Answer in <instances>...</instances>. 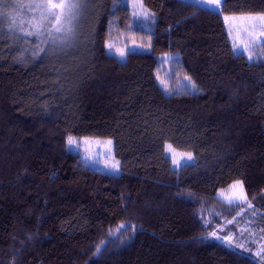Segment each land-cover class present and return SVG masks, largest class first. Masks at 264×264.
I'll return each mask as SVG.
<instances>
[{
    "label": "trees",
    "instance_id": "1",
    "mask_svg": "<svg viewBox=\"0 0 264 264\" xmlns=\"http://www.w3.org/2000/svg\"><path fill=\"white\" fill-rule=\"evenodd\" d=\"M121 1L39 45L0 0V264H264V45L236 53L225 23L264 0H140L145 24ZM70 136L111 138L119 171ZM235 180L246 201L221 200Z\"/></svg>",
    "mask_w": 264,
    "mask_h": 264
},
{
    "label": "rangeland",
    "instance_id": "2",
    "mask_svg": "<svg viewBox=\"0 0 264 264\" xmlns=\"http://www.w3.org/2000/svg\"><path fill=\"white\" fill-rule=\"evenodd\" d=\"M123 1L121 2L129 6L130 13L132 12V24H145L146 13L140 3V0ZM190 1L196 2V0ZM53 2L61 3L63 2V0H53ZM47 3L48 0H9V3L7 4L9 6L7 9L10 10L11 15L13 12V15L16 17L15 21L20 26L19 28H21L22 32H24L26 35L28 32L34 33V35L32 36L35 37V39L39 42V45H61L69 40L74 33L67 38H65V34L63 32L54 33V35L57 36L58 39L55 42L52 41V37L49 36V32L51 30H54V27L56 25L55 17L48 15L47 7L43 9L36 7L37 4L47 5ZM213 3L214 0H203V4H198L211 5ZM54 11L57 14L60 13L59 9H56ZM261 15H264V13H239L227 15L225 17L226 28L233 50L236 53H244L245 56L250 60L260 56L261 48L264 45V35H262V33H264V21H260L258 19V17H260ZM80 22L81 18L79 14L78 18L75 21V24L79 25ZM64 27L66 28L68 27V25L65 24ZM37 31H39V35L35 34L37 33ZM122 43L123 41L120 38L110 39L109 44H107V48L109 47V45H111V48L117 50H110L108 52L116 53L119 51V49L123 50V46L119 47V45ZM128 48L136 49L137 46L136 44H129ZM237 50H239V52H237ZM70 137L74 140V143H68V146L72 150L78 152L87 164L98 167L102 171L111 174L117 173L119 171L120 163L118 169L112 168V165L116 162H119V160L114 156L113 141L111 138L90 136ZM109 140L112 142L111 145L108 144ZM166 146V152L170 156V159H172V164L174 167H178L182 163L192 161L193 157L191 160L188 159L189 152L178 151L174 149V147L170 144H166ZM169 146H171V151L169 150ZM174 161H176V163H174ZM238 182L239 185H242V188L237 186ZM217 196L227 203H238L246 201V193L241 180H235L227 187L219 189L217 192ZM226 237H231V233H229ZM224 238H222V241H226L229 244L228 240Z\"/></svg>",
    "mask_w": 264,
    "mask_h": 264
},
{
    "label": "snow or ice",
    "instance_id": "3",
    "mask_svg": "<svg viewBox=\"0 0 264 264\" xmlns=\"http://www.w3.org/2000/svg\"><path fill=\"white\" fill-rule=\"evenodd\" d=\"M197 3L203 4V0H196ZM83 6V0H63L61 3H55L53 0H48L47 5L44 4H37L36 7L43 9L47 7L48 9V15L49 16H54L56 20V25L54 27V30H51L49 32V36L52 37V41L55 42L58 37L54 35V33H61L63 32L65 34V38L73 34L74 28H75V21L77 17L79 16V10ZM221 6V0H214V3L211 5H205L206 10H209L210 12H213L217 10ZM59 9L60 13L57 14L54 10ZM260 21H264V15H261L258 17ZM67 24L68 27H64V25ZM36 35H39V31L35 33ZM27 35L32 36L34 33L28 32ZM264 35V33H262ZM111 47V45H109ZM40 51H44L43 49H40ZM239 52V50H237ZM242 54V53H241ZM119 55L123 58L125 55L124 50L119 51ZM186 80H189V77H185ZM192 89L195 91L196 86L195 84H192ZM69 144H73L74 140L69 137L68 139ZM111 141H108V144L111 145ZM169 150L171 151V146H169ZM188 159L191 160L192 156L189 153L188 154ZM176 163V161H174ZM119 162H116L115 164L112 165L113 169H118ZM237 186L242 188V185H239V182ZM212 236L216 237L217 239H221L220 237L217 236L216 232L211 233ZM224 239H227L229 243H231V237H225Z\"/></svg>",
    "mask_w": 264,
    "mask_h": 264
}]
</instances>
